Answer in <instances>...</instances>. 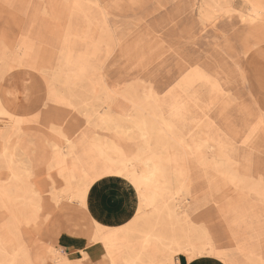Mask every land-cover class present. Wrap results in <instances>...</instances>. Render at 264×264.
<instances>
[{"label": "rangeland", "instance_id": "374dc122", "mask_svg": "<svg viewBox=\"0 0 264 264\" xmlns=\"http://www.w3.org/2000/svg\"><path fill=\"white\" fill-rule=\"evenodd\" d=\"M0 264H264V0H0Z\"/></svg>", "mask_w": 264, "mask_h": 264}, {"label": "crops", "instance_id": "0c3cea01", "mask_svg": "<svg viewBox=\"0 0 264 264\" xmlns=\"http://www.w3.org/2000/svg\"><path fill=\"white\" fill-rule=\"evenodd\" d=\"M105 182L106 181H104V179H102L99 182H97L96 184H94L92 186V190L90 191V195L93 197V194L97 190H99V189H101L103 187H107V185H105ZM116 183L117 184L113 186L112 190L109 193H107V196L104 198V201H105L104 203H107L106 206H114L115 204L118 203L117 202L118 199H120L119 196H118V194H119L120 191L122 192L121 189H122V187H124V184L122 182H120V183L119 182H116ZM102 191L105 192V189L102 190Z\"/></svg>", "mask_w": 264, "mask_h": 264}, {"label": "bare ground", "instance_id": "6f19581e", "mask_svg": "<svg viewBox=\"0 0 264 264\" xmlns=\"http://www.w3.org/2000/svg\"><path fill=\"white\" fill-rule=\"evenodd\" d=\"M77 72V71H76ZM83 76V75H82ZM67 79V78H66ZM68 82V81H67ZM70 82V81H69ZM71 84V83H70ZM67 85H69V84H67ZM68 87V86H67ZM221 94H222V92H221ZM219 95V94H218ZM220 96V95H219ZM142 105V104H141ZM153 110V109H152ZM155 110V109H154ZM106 111H108V109L106 110ZM110 111V110H109ZM108 111V112H109ZM107 112V113H108ZM154 113V112H153ZM109 114H110V112H109ZM141 114V113H140ZM139 114V115H140ZM138 115V114H137ZM155 115V114H154ZM141 116V115H140ZM144 116V115H143ZM138 117V116H137ZM142 117V116H141ZM146 117H148V116H146ZM150 117V116H149ZM137 119H140V117L139 118H137ZM155 119V118H154ZM147 121H148V119H146ZM152 120V119H151ZM144 121V120H143ZM143 121H142V123H143ZM150 121V120H149ZM154 121V120H153ZM152 121V122H153ZM156 121V120H155ZM132 122H135V121H132ZM139 122V121H138ZM146 122V121H145ZM140 123V122H139ZM148 123V122H147ZM146 123V124H147ZM150 123V122H149ZM158 123V122H157ZM156 123V124H157ZM135 124H137L138 125V123H135ZM159 124V123H158ZM158 124H157V126H158ZM140 126V125H139ZM150 126V125H149ZM145 127H146V125H145ZM141 128H144V127H141ZM159 128H161V127H159ZM148 129H150V128H148ZM146 131H148V130H146ZM144 132H145V128H144ZM149 133V132H148ZM147 133V134H148ZM169 140V139H168ZM167 143H168V141H167ZM154 146H155V144H154ZM156 147V146H155ZM155 147H152V148H155ZM159 147H161V146H159ZM201 158V157H200ZM136 172V171H135ZM134 172V173H135ZM139 172V171H138ZM133 173V174H134ZM140 173V172H139ZM140 175V174H139ZM138 175V176H139ZM165 176V175H164ZM170 183H172V182H170ZM169 183V184H170ZM133 184V183H132ZM135 184V183H134ZM139 195V194H138ZM141 195V194H140ZM172 196H171V199L174 201L175 200V193H172L171 194ZM142 197H143V195H141ZM144 198V197H143ZM155 206V205H154ZM163 206H164V208H165V212L167 213V215L168 216H170V217H174V219H176V220H178L179 219V217H180V211H179V208H180V206L178 205V203H174V202H168V201H166L164 204H163ZM144 208V207H143ZM158 208V207H157ZM156 211V210H155Z\"/></svg>", "mask_w": 264, "mask_h": 264}]
</instances>
